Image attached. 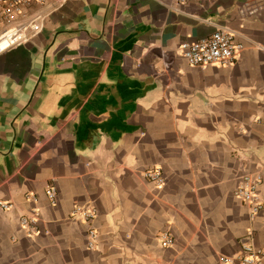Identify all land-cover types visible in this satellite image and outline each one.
<instances>
[{"label": "crops", "instance_id": "obj_1", "mask_svg": "<svg viewBox=\"0 0 264 264\" xmlns=\"http://www.w3.org/2000/svg\"><path fill=\"white\" fill-rule=\"evenodd\" d=\"M218 29L244 45L234 63L190 64L180 45ZM244 173L262 177L256 216L236 197ZM0 202V264H225L264 248V0H63L0 54ZM89 204L94 249L72 214Z\"/></svg>", "mask_w": 264, "mask_h": 264}, {"label": "built area", "instance_id": "obj_2", "mask_svg": "<svg viewBox=\"0 0 264 264\" xmlns=\"http://www.w3.org/2000/svg\"><path fill=\"white\" fill-rule=\"evenodd\" d=\"M63 0H0V54L29 42L39 33L50 11L58 7ZM178 2L183 0H177ZM258 12L254 8L250 13ZM244 45L236 40L235 33L218 29L210 36L195 41H185L180 45L184 58L192 65L206 67L209 65H230L234 63L237 54ZM144 175L158 187H162L166 178L158 167L145 170ZM262 182L260 175L244 173L236 189V197L249 205L251 215L256 216L263 208V203L258 194V186ZM46 193L51 201H55L57 189L48 184ZM0 207L8 209L10 203L0 202ZM72 214L80 216L88 225V245L90 249L96 246L97 230L93 221L98 212L92 205H77ZM21 225L28 227L30 232L39 231L38 218L35 215L23 216ZM162 243L165 246L174 245L175 241L169 232L162 234ZM225 264H264V248L252 244H244L242 253L234 258L223 259Z\"/></svg>", "mask_w": 264, "mask_h": 264}]
</instances>
